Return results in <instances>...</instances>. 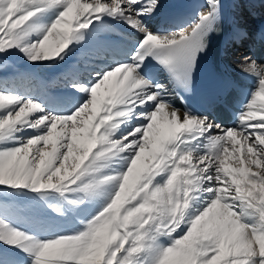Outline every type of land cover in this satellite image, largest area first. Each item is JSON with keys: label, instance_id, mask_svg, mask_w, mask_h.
<instances>
[{"label": "snow or ice", "instance_id": "snow-or-ice-1", "mask_svg": "<svg viewBox=\"0 0 264 264\" xmlns=\"http://www.w3.org/2000/svg\"><path fill=\"white\" fill-rule=\"evenodd\" d=\"M163 8L0 0V264H264V63L236 110L190 105L212 38L249 34L224 0ZM64 65L59 97L22 87Z\"/></svg>", "mask_w": 264, "mask_h": 264}, {"label": "bare ground", "instance_id": "bare-ground-1", "mask_svg": "<svg viewBox=\"0 0 264 264\" xmlns=\"http://www.w3.org/2000/svg\"><path fill=\"white\" fill-rule=\"evenodd\" d=\"M197 1H198V6L203 3V0H197ZM163 5H164L163 11L167 13L173 15H185V16L191 14V18H194V12H190L189 0H163ZM262 15H264V3H262L261 0H255L254 8H249L246 5H242L240 7H234L232 0H224L225 25L229 30L231 26L235 23L237 26H239L241 29H243L249 34V37L246 40H250V37H252V34L256 31L255 29L257 23L261 19ZM236 49L237 51L239 50V52L235 53ZM246 54L251 56L252 58V55L249 52L248 47L244 46L243 44L239 48L224 47L223 53L221 55V67L234 84L239 85L242 88H246L250 86L253 88L250 81H247L245 79V76H243L236 67V62L241 58V56ZM70 63L71 61L69 62V64ZM259 63H264V60L261 59ZM67 67L68 65H64L59 68L39 70V72L37 73V81L34 83L24 82L22 84V87H36L41 92V94L45 95L44 94L45 90L41 84L46 83L49 86V88L57 87L54 90L58 91V89H61L62 87V82L59 79V74ZM19 71L23 72V71H27V69L25 67L23 68L19 67ZM0 75H3L11 79L13 73L8 75L7 73L3 72L0 73ZM40 80L42 82H40ZM51 96L53 95H50L48 97ZM174 103L178 107L180 106L178 98L174 99Z\"/></svg>", "mask_w": 264, "mask_h": 264}, {"label": "rangeland", "instance_id": "rangeland-1", "mask_svg": "<svg viewBox=\"0 0 264 264\" xmlns=\"http://www.w3.org/2000/svg\"><path fill=\"white\" fill-rule=\"evenodd\" d=\"M240 46H242V43L240 44V45H238V46H232L231 48H239ZM237 52H239V50L237 51V49L235 50V53H237ZM70 62V61H69ZM20 68H23V66H20ZM4 73H7L8 75L9 74H12L13 73V69H9L8 71H6V72H4ZM40 82H42L41 80H40ZM42 86H43V88H44V96L45 97H48V96H50V95H53V96H51V97H59L60 95H61V92H60V89H58V91H56V90H54V89H56L57 87H55V88H49V86L45 83H43V84H41ZM45 85V86H44ZM49 89V90H48ZM36 217H37V214H33V216H32V219L33 220H35L36 219ZM24 226H30V225H24Z\"/></svg>", "mask_w": 264, "mask_h": 264}]
</instances>
